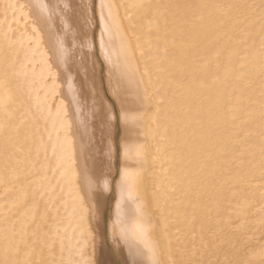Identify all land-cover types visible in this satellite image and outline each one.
<instances>
[{
	"label": "bare ground",
	"instance_id": "6f19581e",
	"mask_svg": "<svg viewBox=\"0 0 264 264\" xmlns=\"http://www.w3.org/2000/svg\"><path fill=\"white\" fill-rule=\"evenodd\" d=\"M40 3L51 28L34 23ZM60 4L0 0V264L258 252L264 0Z\"/></svg>",
	"mask_w": 264,
	"mask_h": 264
},
{
	"label": "snow or ice",
	"instance_id": "6c2138e0",
	"mask_svg": "<svg viewBox=\"0 0 264 264\" xmlns=\"http://www.w3.org/2000/svg\"><path fill=\"white\" fill-rule=\"evenodd\" d=\"M15 7V5H14ZM21 8L26 7L25 5H20ZM27 7H31L30 5ZM39 11L35 14L34 23L39 26V28H51V21L53 19V13L49 11L48 4H37L35 6ZM105 108H108V105H104ZM117 117L114 116L111 111H108L107 119L109 121L115 120ZM125 125H131L135 122L136 116L131 113L130 110H122L121 115L119 117ZM191 264V262H189ZM236 264H264V245H262L259 251H252L250 255L247 256L246 259L237 261Z\"/></svg>",
	"mask_w": 264,
	"mask_h": 264
},
{
	"label": "rangeland",
	"instance_id": "374dc122",
	"mask_svg": "<svg viewBox=\"0 0 264 264\" xmlns=\"http://www.w3.org/2000/svg\"><path fill=\"white\" fill-rule=\"evenodd\" d=\"M56 2H57V3L59 2V5H58V6L55 5V7H57V8L59 7V10H60V11H63V10H61V9H63V6H62V7L60 6V5H63V4H60V3L63 2V0H60V1L56 0ZM56 14L58 15V17L61 16L60 13H59V11L56 12ZM59 20H61V21H59ZM57 22H58V23H57L58 25H59V23H60V24H63V23H62L63 20H62L61 18L57 19ZM70 33H71V32H70ZM70 33H69V34H70ZM71 47H72V46H71ZM71 47H70V49H69V48H67V49L70 50L69 52H72V53L70 54V55H71L70 57L72 58V57H73V53H74L75 51H74V48L72 47V49H73V50H72ZM76 84H78V83L75 82L74 85H76ZM79 84H80V83H79ZM76 86H78V85H76ZM90 102L92 103L93 101H91V100L88 101L87 106H88V105H89V106L91 105ZM87 108H88L87 110L89 111V114L92 115V117H91V121H93V122H97L98 117L95 116L96 111H95L94 109H92L91 107H87ZM90 110H92V112H91ZM119 162H120V158H119ZM110 200H111V205H110L109 209H110V211H111V210L114 208V201H115V194H114V191L111 192ZM110 211H109V213H110ZM109 213L107 214V219H106L107 222L109 221V218H110V217H109V215H110ZM107 231H108V228H107ZM108 234H109V233L107 232V236H108Z\"/></svg>",
	"mask_w": 264,
	"mask_h": 264
}]
</instances>
